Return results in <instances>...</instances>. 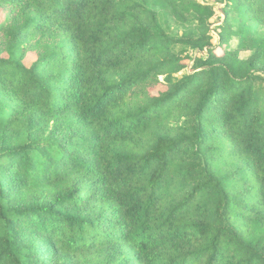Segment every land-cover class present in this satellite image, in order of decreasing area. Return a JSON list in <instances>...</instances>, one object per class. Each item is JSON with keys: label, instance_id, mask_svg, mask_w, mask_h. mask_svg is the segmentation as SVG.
Returning <instances> with one entry per match:
<instances>
[{"label": "trees", "instance_id": "1", "mask_svg": "<svg viewBox=\"0 0 264 264\" xmlns=\"http://www.w3.org/2000/svg\"><path fill=\"white\" fill-rule=\"evenodd\" d=\"M214 2L0 0V264H264V0Z\"/></svg>", "mask_w": 264, "mask_h": 264}, {"label": "rangeland", "instance_id": "2", "mask_svg": "<svg viewBox=\"0 0 264 264\" xmlns=\"http://www.w3.org/2000/svg\"><path fill=\"white\" fill-rule=\"evenodd\" d=\"M207 1L210 2V3H215L214 0H207ZM215 6L218 8V7H220V4L216 3ZM217 16H218V15H217ZM217 16H215V18H216ZM32 59H33V56L28 55L27 58L25 59V61H26V60H27V61H31ZM189 65H190V64H189ZM163 88H164V87H163L162 85H159V87H158V89H163Z\"/></svg>", "mask_w": 264, "mask_h": 264}]
</instances>
